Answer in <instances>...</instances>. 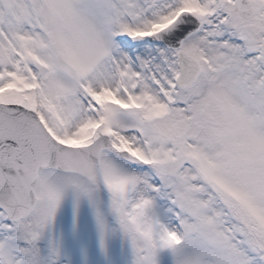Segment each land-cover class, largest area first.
Segmentation results:
<instances>
[{
	"label": "snow or ice",
	"instance_id": "6c2138e0",
	"mask_svg": "<svg viewBox=\"0 0 264 264\" xmlns=\"http://www.w3.org/2000/svg\"><path fill=\"white\" fill-rule=\"evenodd\" d=\"M0 264H264V0H0Z\"/></svg>",
	"mask_w": 264,
	"mask_h": 264
}]
</instances>
